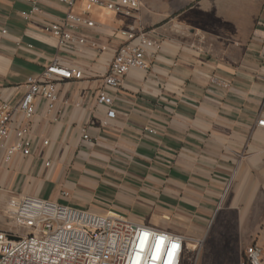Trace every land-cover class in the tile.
<instances>
[{"label": "crops", "instance_id": "0c3cea01", "mask_svg": "<svg viewBox=\"0 0 264 264\" xmlns=\"http://www.w3.org/2000/svg\"><path fill=\"white\" fill-rule=\"evenodd\" d=\"M75 1L36 0L25 18V0H0V101L17 105L53 59L82 72L58 81L53 110L35 98L28 155L6 161L0 148V205L17 193L111 211L201 247L256 244L264 264V0H140L107 22L87 13L94 26L77 30L86 42L73 53L45 26ZM120 29L160 48L111 89L103 77Z\"/></svg>", "mask_w": 264, "mask_h": 264}, {"label": "built area", "instance_id": "2783aa9c", "mask_svg": "<svg viewBox=\"0 0 264 264\" xmlns=\"http://www.w3.org/2000/svg\"><path fill=\"white\" fill-rule=\"evenodd\" d=\"M25 1L30 8L21 14L29 18L38 11L36 0ZM59 1L71 5L74 0ZM84 1L86 9L102 5L108 11L124 15H131L140 6V0ZM92 26L94 22L86 12L82 15L68 12L63 18L49 22L45 30L56 38L58 48L77 53L86 42L77 30ZM117 35L122 41L103 77V85L111 89L121 86L130 69H146L147 56H153L160 48L158 41L141 30L120 29ZM81 77L80 69L53 59L39 75L26 79V90L17 105L0 101V148L5 151L6 161L15 154L30 153L35 98L42 97L51 111L58 100V81ZM97 100L111 102L105 90L98 92ZM16 115L23 121L15 126ZM107 115L113 117L114 111L108 110ZM257 124L264 126V120H258ZM83 137L87 139L88 135ZM0 223V264H182L185 254L196 255L203 243L202 239L133 223L111 211L99 214L17 193H10L0 206ZM260 263L261 248L256 244L247 246L244 264Z\"/></svg>", "mask_w": 264, "mask_h": 264}, {"label": "rangeland", "instance_id": "374dc122", "mask_svg": "<svg viewBox=\"0 0 264 264\" xmlns=\"http://www.w3.org/2000/svg\"><path fill=\"white\" fill-rule=\"evenodd\" d=\"M75 9L74 13L82 15L83 12H86L95 21L100 22H107L116 14L114 11L107 13V9L102 5H91L89 9H86L84 0H76ZM8 237L13 238L12 235H8ZM182 264H244V252L241 247H215L208 245V247H201L196 255L187 252Z\"/></svg>", "mask_w": 264, "mask_h": 264}]
</instances>
